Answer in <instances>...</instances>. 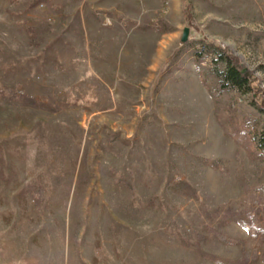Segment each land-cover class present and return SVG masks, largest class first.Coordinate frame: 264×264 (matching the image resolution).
Masks as SVG:
<instances>
[{"label":"rangeland","instance_id":"1","mask_svg":"<svg viewBox=\"0 0 264 264\" xmlns=\"http://www.w3.org/2000/svg\"><path fill=\"white\" fill-rule=\"evenodd\" d=\"M263 127L264 0H0V264H264Z\"/></svg>","mask_w":264,"mask_h":264},{"label":"trees","instance_id":"2","mask_svg":"<svg viewBox=\"0 0 264 264\" xmlns=\"http://www.w3.org/2000/svg\"><path fill=\"white\" fill-rule=\"evenodd\" d=\"M188 45V43L186 44ZM185 45V46H186ZM214 54V51H211L209 47H202L196 51L195 55L197 56L196 60L201 61L206 59ZM218 62L225 63L224 72H216L217 76L221 80L220 92L225 88L237 89L244 95L251 94L252 86L250 83V77L245 73L240 66L230 57H219ZM262 111V110H261ZM263 113V111H262ZM252 142L255 146L256 151L264 155V127L260 133H256L252 136Z\"/></svg>","mask_w":264,"mask_h":264},{"label":"water","instance_id":"3","mask_svg":"<svg viewBox=\"0 0 264 264\" xmlns=\"http://www.w3.org/2000/svg\"><path fill=\"white\" fill-rule=\"evenodd\" d=\"M189 35H190V30L187 28L184 30L181 42L182 44L186 45L189 42Z\"/></svg>","mask_w":264,"mask_h":264}]
</instances>
